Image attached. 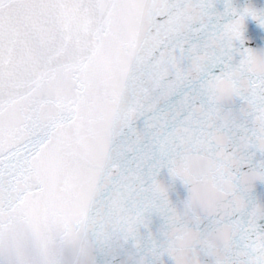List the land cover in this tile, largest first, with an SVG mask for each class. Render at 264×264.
Returning <instances> with one entry per match:
<instances>
[{"label":"snow or ice","instance_id":"1","mask_svg":"<svg viewBox=\"0 0 264 264\" xmlns=\"http://www.w3.org/2000/svg\"><path fill=\"white\" fill-rule=\"evenodd\" d=\"M0 264H264V0H0Z\"/></svg>","mask_w":264,"mask_h":264}]
</instances>
